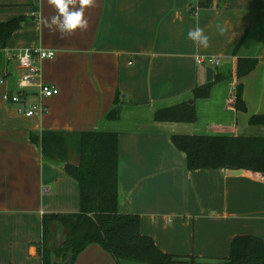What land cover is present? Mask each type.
<instances>
[{
  "label": "crops",
  "instance_id": "0c3cea01",
  "mask_svg": "<svg viewBox=\"0 0 264 264\" xmlns=\"http://www.w3.org/2000/svg\"><path fill=\"white\" fill-rule=\"evenodd\" d=\"M194 1L98 0L85 11L87 30L61 39L38 22L54 14L47 0H0V22L23 18L0 50V264H41L43 215L79 211L77 183L43 163L31 140L43 131L116 132L119 212L137 215L140 233L183 264L190 257L223 264L236 236L264 242V182L225 170L187 171L185 155L170 141L173 135L264 136V128L248 126L252 115H264V0ZM197 24L209 36L207 49L188 39ZM37 47L55 53L41 63L40 80L59 94L45 101L46 114L27 118L2 96L16 91L20 74L8 55ZM197 57L218 58L213 78H230L194 102L195 123L155 122V111L190 101L192 90L206 84L207 66ZM238 59L257 60L242 81L246 113L231 106ZM117 93L119 120L107 122ZM74 264L116 263L91 245Z\"/></svg>",
  "mask_w": 264,
  "mask_h": 264
},
{
  "label": "trees",
  "instance_id": "16d2710c",
  "mask_svg": "<svg viewBox=\"0 0 264 264\" xmlns=\"http://www.w3.org/2000/svg\"><path fill=\"white\" fill-rule=\"evenodd\" d=\"M23 18L0 22V50L6 48L12 35L21 28ZM237 47L234 49V53ZM257 66L255 59H238L235 64L236 85L231 103L238 113H246L243 79ZM230 78L214 76L212 82L197 85L191 100L157 110V123L193 124L197 120L196 100L207 99L212 86ZM191 102V103H190ZM117 93L106 121L116 123L122 108ZM248 126L264 128V115H252ZM39 145L43 163L61 170L79 188V211L70 214H46L41 220V242L37 254L41 264L64 262L69 255L73 264L91 245L98 246L116 264H183V257L165 254L154 241L140 233L137 215L121 214L118 202V135L116 132L43 131L32 137ZM174 148L185 155V169L242 172L254 181L264 182V136L173 135ZM190 264H196L190 257ZM223 264H264V242L252 236H236L230 243Z\"/></svg>",
  "mask_w": 264,
  "mask_h": 264
},
{
  "label": "built area",
  "instance_id": "2783aa9c",
  "mask_svg": "<svg viewBox=\"0 0 264 264\" xmlns=\"http://www.w3.org/2000/svg\"><path fill=\"white\" fill-rule=\"evenodd\" d=\"M195 2L194 0H192ZM198 4L193 6V10H198ZM37 48H28L27 55L29 59L22 62V57L25 55L24 50L15 55H8L9 58H14L20 69V74L16 83V91L13 93H5L2 100L5 103L16 105V112L27 118H40L47 113L46 100L51 99L59 94L58 89L52 85H45L40 80L41 63L45 60H51L55 57V53L51 52V57L47 55L49 51H45V55L36 51ZM42 49V48H39ZM212 61L211 63L209 61ZM196 62L199 65L207 67L219 66L220 61L216 57H197ZM35 96V101H30L31 96Z\"/></svg>",
  "mask_w": 264,
  "mask_h": 264
},
{
  "label": "clouds",
  "instance_id": "9594fccd",
  "mask_svg": "<svg viewBox=\"0 0 264 264\" xmlns=\"http://www.w3.org/2000/svg\"><path fill=\"white\" fill-rule=\"evenodd\" d=\"M98 0H47V4L54 9V14L50 17L40 15L38 22L42 29L46 28L50 33L58 34L59 38L73 35L77 30L85 31L89 26L88 19L85 17V11L89 7H94ZM217 30L220 35H223L225 28L217 24ZM188 39L193 41L198 47L207 49L210 46L209 36L204 30L197 26L190 29L187 33ZM41 56L45 55L43 49H36ZM25 55L21 58L22 62L27 61L29 56L28 50H24ZM51 57V52L47 53ZM212 62L211 60L209 61Z\"/></svg>",
  "mask_w": 264,
  "mask_h": 264
},
{
  "label": "water",
  "instance_id": "95a60500",
  "mask_svg": "<svg viewBox=\"0 0 264 264\" xmlns=\"http://www.w3.org/2000/svg\"><path fill=\"white\" fill-rule=\"evenodd\" d=\"M212 80H213V69L211 67H207L205 69V82L210 83L212 82ZM226 172L228 174L231 173V174H236V175H239V174L244 175V173L242 172H229V171H226ZM52 264H73V257L72 255H69L64 262H54Z\"/></svg>",
  "mask_w": 264,
  "mask_h": 264
},
{
  "label": "rangeland",
  "instance_id": "374dc122",
  "mask_svg": "<svg viewBox=\"0 0 264 264\" xmlns=\"http://www.w3.org/2000/svg\"><path fill=\"white\" fill-rule=\"evenodd\" d=\"M188 262H184V264H187ZM196 263V262H195ZM197 264V263H196Z\"/></svg>",
  "mask_w": 264,
  "mask_h": 264
}]
</instances>
